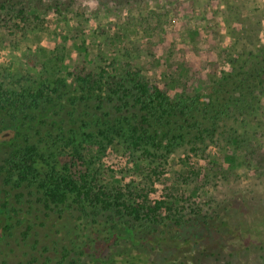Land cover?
Here are the masks:
<instances>
[{"label": "trees", "instance_id": "trees-1", "mask_svg": "<svg viewBox=\"0 0 264 264\" xmlns=\"http://www.w3.org/2000/svg\"><path fill=\"white\" fill-rule=\"evenodd\" d=\"M39 1L0 0V28L8 17V23L13 18L21 23L30 19L20 32L37 30L33 21L38 20ZM226 5L225 23L229 28L234 23L232 54L226 61L228 69L213 82L219 111L207 123L200 122L196 107L207 105L206 96L183 99L178 93L170 98L136 72L112 76L100 69L61 77V58L54 55L43 66L41 78L31 84L19 90L0 85L2 263L212 264L216 260L231 233L228 228L223 234L225 223L217 221L219 202L215 197L190 201L173 191L177 183L194 182L199 173L214 184L218 178L227 179L228 171L211 167L198 173L189 167L174 181L152 182L149 176L144 184L126 188L119 178L111 189L87 160L93 151L105 155L111 146L121 153L141 150L154 157L150 162L166 163L177 147L196 154L218 137L227 138L226 144L238 139L244 146L248 136L263 126L257 120L264 98V43L259 41L263 11L251 0H230ZM242 116L256 121L241 122L243 135L236 129L218 132L223 117Z\"/></svg>", "mask_w": 264, "mask_h": 264}, {"label": "rangeland", "instance_id": "rangeland-1", "mask_svg": "<svg viewBox=\"0 0 264 264\" xmlns=\"http://www.w3.org/2000/svg\"><path fill=\"white\" fill-rule=\"evenodd\" d=\"M229 1L40 0L38 20L33 21L37 30L20 32L30 19L21 23L13 18L8 23V17L0 28V85L19 90L31 84L41 78L43 66L54 55L61 58V77L70 79L100 69L112 76L136 72L170 98L178 93L183 99L206 96L207 105L196 107L200 122L207 123L219 111L214 106L213 82L228 69L226 61L232 54L234 23L230 28L225 23ZM254 3L264 18V0H251ZM259 41L264 43V19ZM258 107L257 120L263 126L248 136L244 146L238 139L226 144L227 138L218 137L202 152L177 147L166 163L158 159L156 164L150 162L154 157L141 150L121 153L108 146L105 155L93 151L88 165L111 189L118 186L119 178L126 188L140 181L144 184L142 180L149 176L152 182L156 178L174 181L189 167L198 173L211 167L228 171L227 179L218 178L214 184L199 173L194 182L177 183L173 192L190 201L215 197L219 202L217 221L225 223L223 234L228 228L231 233L212 264H264V98ZM243 121L256 123L243 116L223 117L218 132L236 129L243 135ZM229 155L233 161L227 159ZM0 264L4 263L0 260Z\"/></svg>", "mask_w": 264, "mask_h": 264}, {"label": "flooded vegetation", "instance_id": "flooded-vegetation-1", "mask_svg": "<svg viewBox=\"0 0 264 264\" xmlns=\"http://www.w3.org/2000/svg\"><path fill=\"white\" fill-rule=\"evenodd\" d=\"M216 99H217V103H219V100H218V99H220V98H216ZM217 103H216V104H217Z\"/></svg>", "mask_w": 264, "mask_h": 264}]
</instances>
